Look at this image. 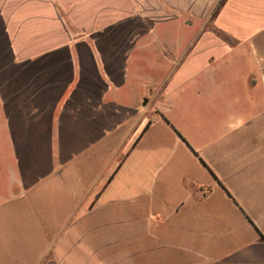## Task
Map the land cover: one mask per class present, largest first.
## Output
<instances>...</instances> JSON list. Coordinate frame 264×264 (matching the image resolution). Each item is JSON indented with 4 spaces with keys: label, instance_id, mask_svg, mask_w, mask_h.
<instances>
[{
    "label": "crops",
    "instance_id": "0c3cea01",
    "mask_svg": "<svg viewBox=\"0 0 264 264\" xmlns=\"http://www.w3.org/2000/svg\"><path fill=\"white\" fill-rule=\"evenodd\" d=\"M0 264H264V0H0Z\"/></svg>",
    "mask_w": 264,
    "mask_h": 264
}]
</instances>
